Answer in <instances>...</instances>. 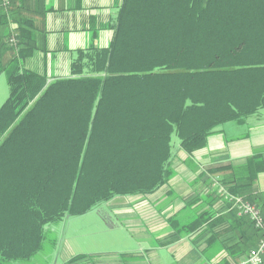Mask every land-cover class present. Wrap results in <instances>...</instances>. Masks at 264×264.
<instances>
[{
	"label": "trees",
	"instance_id": "obj_1",
	"mask_svg": "<svg viewBox=\"0 0 264 264\" xmlns=\"http://www.w3.org/2000/svg\"><path fill=\"white\" fill-rule=\"evenodd\" d=\"M113 30L108 48L78 51L72 76L49 83L0 57V264L32 263L67 217L153 194L175 174V144L193 155L219 126L264 110V0H124ZM18 34L29 44L22 24ZM257 159L210 173L257 206ZM230 213L249 252L262 234Z\"/></svg>",
	"mask_w": 264,
	"mask_h": 264
},
{
	"label": "crops",
	"instance_id": "obj_2",
	"mask_svg": "<svg viewBox=\"0 0 264 264\" xmlns=\"http://www.w3.org/2000/svg\"><path fill=\"white\" fill-rule=\"evenodd\" d=\"M123 1L15 0L13 15L10 8L7 22L0 23L2 64L17 57L22 69L45 76L48 83L71 77L78 51L110 46ZM20 24L31 40L27 45L19 40L14 48L9 40L19 35ZM21 49L30 54L20 58ZM256 156L253 166L264 163V110L243 123L219 126L193 155L175 144V174L167 184L153 194L98 205L94 225L113 236L83 245L65 240L49 264H68L78 256L83 259L73 264H239L249 253L247 241L221 194L223 175L210 169L244 167ZM252 197L264 216V172L252 185ZM259 237L252 232V243L259 244Z\"/></svg>",
	"mask_w": 264,
	"mask_h": 264
},
{
	"label": "rangeland",
	"instance_id": "obj_3",
	"mask_svg": "<svg viewBox=\"0 0 264 264\" xmlns=\"http://www.w3.org/2000/svg\"><path fill=\"white\" fill-rule=\"evenodd\" d=\"M9 91L10 90L7 82V76L6 74H2L0 76V107L9 97ZM174 138V140L176 141V137ZM110 202L111 201L104 204H99V206H108L111 204ZM99 206L97 205L95 208H93L90 211L91 213L89 212L90 214L87 215V217H70L64 219L56 225H50L48 238L44 243L43 252H41L36 257V262H32L30 264H49L53 257V253L55 252V255L58 253L59 246L65 240H68L71 243L76 242L83 245L84 243L91 240H102L106 238V236H113L106 233V231H104L106 230V228L102 227V225L101 228L96 226V224L94 225V217H96L95 214H97ZM89 220L91 221V223H89ZM115 236H117V234H115Z\"/></svg>",
	"mask_w": 264,
	"mask_h": 264
},
{
	"label": "built area",
	"instance_id": "obj_4",
	"mask_svg": "<svg viewBox=\"0 0 264 264\" xmlns=\"http://www.w3.org/2000/svg\"><path fill=\"white\" fill-rule=\"evenodd\" d=\"M11 6L12 0H0V11L9 12ZM9 42L12 47L17 48L19 44L18 36L16 34L12 35ZM220 188L223 198L231 203V210L236 211L239 217L250 219L255 228L262 234L259 244L252 248L246 258L239 264H264V217L262 212L256 205L244 200L240 196L229 194L223 187Z\"/></svg>",
	"mask_w": 264,
	"mask_h": 264
},
{
	"label": "water",
	"instance_id": "obj_5",
	"mask_svg": "<svg viewBox=\"0 0 264 264\" xmlns=\"http://www.w3.org/2000/svg\"><path fill=\"white\" fill-rule=\"evenodd\" d=\"M67 218H69V217H67Z\"/></svg>",
	"mask_w": 264,
	"mask_h": 264
}]
</instances>
